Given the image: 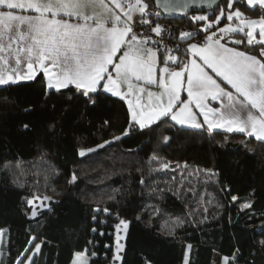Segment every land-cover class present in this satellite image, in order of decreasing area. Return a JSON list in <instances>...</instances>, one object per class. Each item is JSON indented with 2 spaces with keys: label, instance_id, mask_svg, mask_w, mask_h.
Wrapping results in <instances>:
<instances>
[{
  "label": "trees",
  "instance_id": "1",
  "mask_svg": "<svg viewBox=\"0 0 264 264\" xmlns=\"http://www.w3.org/2000/svg\"><path fill=\"white\" fill-rule=\"evenodd\" d=\"M144 3V19L173 20L176 34L187 29L196 34L193 40L213 32L230 11L228 0H220L212 10L169 19L154 0ZM236 7L245 18H264L259 6ZM222 10L220 21L203 31ZM199 15L207 19H192ZM229 37L240 36L222 40ZM240 41L228 42L261 57L264 45ZM91 95L95 105L74 86L48 89L42 73L0 89V264H21L36 244L41 247L29 264H71L82 251L84 264H178L182 243L188 245L186 264H210L213 253L225 264H264V142L182 127L168 117L124 136L130 126L125 103L101 90ZM9 163L36 167L25 178L28 185L4 172ZM33 186L54 196L36 217L27 205ZM198 203V218L186 217ZM120 219L128 228L117 263Z\"/></svg>",
  "mask_w": 264,
  "mask_h": 264
},
{
  "label": "snow or ice",
  "instance_id": "2",
  "mask_svg": "<svg viewBox=\"0 0 264 264\" xmlns=\"http://www.w3.org/2000/svg\"><path fill=\"white\" fill-rule=\"evenodd\" d=\"M237 4L252 8L259 5L264 11V0H228V20L243 15ZM187 7L185 4L184 8ZM146 8L147 5L141 0H135V3L130 0H0V89L11 88L22 80H34L38 72H43L49 89L54 88L59 92L70 85L74 86L77 93L85 97L86 104L95 105L96 99L91 94L98 92L102 81L103 92L121 96L122 99L125 97L118 90L120 84L127 83L131 90L133 78L155 83L156 53L151 48H145L151 38L140 39L133 32L135 12L142 17L140 23L151 25L150 18L143 19L148 16ZM14 10L36 14H14ZM192 19L204 21L207 17L199 15ZM220 19L221 16H217L215 22ZM255 24L259 25V40L256 42L264 45V19L246 22L249 29L247 42L251 45L256 39L252 30ZM211 26L212 23H208L203 31L207 32ZM151 31L162 37L161 25L155 24ZM219 31L226 34L243 31V28L228 26ZM195 35L182 30L179 39L184 41ZM215 35L213 32L207 36V43L203 46L197 43L188 45V52L198 56L202 64L193 59L190 67L185 64L181 70L172 71L169 75L168 62L175 63L177 58L168 56L165 66L158 70L161 92L158 95L148 93L147 110L139 100L136 105L139 111L133 110L129 101L131 121L124 136H128L134 126H138L142 134L162 118L170 117L182 127L199 130L206 125L209 134L215 129H226L229 133H245L264 142V63L255 56L225 47L220 42L224 35L214 39ZM234 43L239 44L241 41L236 40ZM123 45L128 46V51H124L118 58L119 62L115 63L113 58ZM260 55L264 56V48ZM24 66L27 68L26 73L23 71ZM206 68L211 69L225 86L218 83ZM182 89L187 91V101H181ZM209 99L218 102L220 107H210L207 103ZM192 104L203 117L202 123L198 122L197 112L190 107ZM168 141L169 138L165 137V143ZM95 150L88 149L87 152ZM79 155L83 157L86 152L81 150ZM161 167L166 168L167 165ZM75 179L73 175L70 183ZM28 203L32 205L34 201L29 200ZM245 207L250 205L246 204ZM37 214L34 208L31 216L36 217ZM121 226L126 232L128 224L121 220L116 226L114 261H122L120 253L124 251V244L120 243ZM35 239L33 237L29 243H34ZM40 247L39 244L35 245L37 251Z\"/></svg>",
  "mask_w": 264,
  "mask_h": 264
},
{
  "label": "crops",
  "instance_id": "3",
  "mask_svg": "<svg viewBox=\"0 0 264 264\" xmlns=\"http://www.w3.org/2000/svg\"><path fill=\"white\" fill-rule=\"evenodd\" d=\"M106 2H107V0H106ZM257 6H259V5H257ZM89 12H91V10H89ZM14 14L35 15L36 13H33V12H20L19 10H14ZM135 16H140V14L138 12H135V13H133V18ZM261 19H264V18H261V17L245 18L243 16H241L240 18H237V17L233 16V19L232 20H228L227 19V16H226V21H224L213 32H215V33L216 32H220L219 31L220 28H225V27H228V26H231L233 28H243V31H237V32H232V33L221 34V36L224 35V37H227V36L232 35V34H237L241 38H244L245 42L248 44V42H247L248 41L247 31L249 29L246 26V22L247 21H258V20H261ZM107 26H111V25L108 24ZM252 30H253V35L256 38L253 43H257L256 41L259 40V25L258 24L253 25ZM213 32H210L207 36L211 35ZM130 36L131 35H129L128 39H130ZM206 37L205 38H202L200 40L187 39L185 41V48H184L183 53H180V54L179 53H176V54H173L172 55L173 57H176L177 58L176 62L175 63H173L172 61H169L168 62V65H167V67L169 68V73L168 74L170 75V73L172 71H179V70H181L184 67L185 64L189 65V67H190L191 66V61L193 59H195L197 61V63L202 64V61L199 60V57L198 56H193L192 53L188 52V45L191 44V43H197L198 45L203 46L204 44L207 43ZM240 37H229V38H227V40L229 42H231V43H234V41H236V40H239L240 41ZM219 38L220 37H214V39H219ZM5 39H7V37H5ZM228 41H223L222 39L220 40L221 44H223L225 47L234 49L236 51L244 52L247 55L255 56L262 63H264V61H263V59L261 57L257 56L256 54L249 53V52L243 50L242 48H240L237 45H231V44H229ZM234 44H236V43H234ZM145 48H151L156 53V64H155V67H156L157 71L154 73V79L156 80V82L155 83H147L146 80L137 81V80H135L133 78L131 80V84H132V89L131 90L128 88V84L127 83L120 84L118 90L125 97L123 99L121 98V96H113L111 93H107V94H109V95H111L113 97H116L118 99H121L125 103V105L127 107V110H128V114H129L130 121H131V112L129 110V101H131V103H132L133 110L139 111V109L136 107L138 100H139V103L142 106H145V110H147V107L146 106L148 105V102H149L148 93L151 92V93H154V94H157L158 95L161 92V89L159 88V71L158 70H159V68L165 66V63L164 62H165V60L167 58L164 57V56H162V55H160V53H158V51H156L149 44H145ZM124 51H128V46L127 45H123L121 47V50L117 53L116 57L113 58V60H114L115 63H118L119 62L118 58H119L120 55H123V52ZM109 70L111 71V66H109ZM205 70L210 75H212L214 79H217V82L218 83H221L222 86H225L223 84V82L220 80V78L216 77L215 74L211 72V69H207L206 68ZM23 71L25 73L27 72L26 66H24ZM39 73H42L43 74V72H38V74ZM113 75H115V73H113ZM23 81H27V80H22L20 82H23ZM45 81H46V87H47V78L46 77H45ZM103 82L104 81H102L101 82V85L98 86V89L101 90V91H103V88H102ZM52 89H54V88H52ZM141 89H143V91H140ZM180 96H181V101H187L189 99L188 98V95H187V91L184 90V89H182L180 91ZM207 103L209 104L210 107H213V108L220 107V105H219L218 102L211 101L210 99L207 101ZM190 107L193 109L194 112H197V120H198V122H201L202 123L203 122V117L198 114V110L195 108V105L192 104V105H190ZM168 118L170 119V117H168ZM172 122L175 123L174 121H172ZM177 125H179V124H177ZM179 126H181V125H179ZM184 127H187V126H184ZM204 127L207 128L206 125ZM213 132H215V133H222V134L224 133V134L236 135V136H240V137H247V138H252V139L256 140L255 137H250V136H248L245 133H239V132H235V131L232 132V133H229V132H227L226 129H215ZM84 252L85 251H82L80 253H77L74 256V258L72 259L71 264H84L85 263V259L82 258V257H77L79 255L80 256L83 255ZM121 253H120V255H121ZM75 258H76V260L78 259V262L75 261ZM116 262L119 263L120 261H116ZM185 264H186V259H185Z\"/></svg>",
  "mask_w": 264,
  "mask_h": 264
},
{
  "label": "rangeland",
  "instance_id": "4",
  "mask_svg": "<svg viewBox=\"0 0 264 264\" xmlns=\"http://www.w3.org/2000/svg\"><path fill=\"white\" fill-rule=\"evenodd\" d=\"M130 2L131 3H135V0H130ZM141 2L144 3V0H141ZM227 15H228V12H227L226 16ZM217 16H221L222 17L223 15L218 14ZM215 21H216V19H215ZM215 21L213 22V24H216L217 23ZM23 166H24V164H21V163H9V164H6L4 166V172H6L7 174L8 173H11L12 175H10V176L13 179L14 182H17L20 185L21 184L28 185V184L25 183V178L34 175L36 173V167L33 166V165H28L30 167H27V168H29L27 170ZM30 188L32 189V193L27 198V205L30 208V217H32L31 216V213H32V211H33L34 208L36 209L37 213H39L43 209L48 208L49 205H50V202L52 200H54V196L51 193H49V192H42V191L40 192V191H38L35 186L30 187ZM36 197H39V199H36ZM44 197H50L51 199L50 200H44L43 199ZM201 197L204 198L203 195L200 196L199 198H201ZM29 200H33L34 203L32 205H29V203H28ZM199 205H200L199 203L197 204V206H196V204L192 205L191 206V210H192V213L191 214L192 215L186 213L185 214L186 217L194 216L195 217V220H196L198 218L197 217L198 216V207H202V205L201 206H199ZM121 220L122 219H120L118 221V223L116 224V226L120 224V221ZM115 230H116L115 231V246H116V242H117V228ZM2 233H3L2 230H0V247H1ZM124 234H125V230L123 229V226H121V228L119 230V236L121 237L120 243H122V244H123V241H124V236H125ZM187 249H188V245L186 243H182L181 246H180L178 264H185ZM37 252L38 251L35 249V246H34V248L32 249V251L25 258L23 264H29L32 256L35 253H37ZM114 253H115V248H114ZM77 257H82V258L85 259L87 257V254L84 252L83 255H81V256L79 255ZM75 261L78 262V259L76 260V258H75ZM225 262H226V259L224 257H222L221 255H219L217 253H213L212 260H211V263L210 264H225Z\"/></svg>",
  "mask_w": 264,
  "mask_h": 264
},
{
  "label": "built area",
  "instance_id": "5",
  "mask_svg": "<svg viewBox=\"0 0 264 264\" xmlns=\"http://www.w3.org/2000/svg\"><path fill=\"white\" fill-rule=\"evenodd\" d=\"M142 17L135 16L133 18V32L140 39H144L145 37H150L146 44L152 46L160 55L168 58L169 55H173L178 53L180 50L185 48V43L179 39L180 33L176 34V30H178L176 23L173 20H166L160 23L151 22L149 24L140 23ZM144 19V18H143ZM155 24H159L162 26V37L156 36L152 33L151 28L155 26ZM215 25V24H212ZM186 32H189L187 29H179ZM131 35V34H130ZM202 38H199L200 40ZM153 41H156L155 43ZM178 49V50H177Z\"/></svg>",
  "mask_w": 264,
  "mask_h": 264
},
{
  "label": "water",
  "instance_id": "6",
  "mask_svg": "<svg viewBox=\"0 0 264 264\" xmlns=\"http://www.w3.org/2000/svg\"><path fill=\"white\" fill-rule=\"evenodd\" d=\"M154 4L164 17L182 19L191 12L212 10L220 4V0H154ZM185 4L188 5L186 9ZM261 58L264 60V56Z\"/></svg>",
  "mask_w": 264,
  "mask_h": 264
}]
</instances>
